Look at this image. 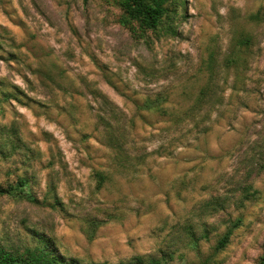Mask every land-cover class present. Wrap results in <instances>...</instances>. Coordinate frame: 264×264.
<instances>
[{
	"label": "rangeland",
	"instance_id": "rangeland-1",
	"mask_svg": "<svg viewBox=\"0 0 264 264\" xmlns=\"http://www.w3.org/2000/svg\"><path fill=\"white\" fill-rule=\"evenodd\" d=\"M237 2L181 0L173 6L176 34L139 36L120 22L117 0H0V183L18 186L0 197L3 245L49 246L77 264H132L137 256L170 264L187 235L196 248L202 239L211 245L201 264H259L264 0ZM147 97L165 100L184 121L172 125L147 110ZM105 101L123 114L124 150L99 118L110 108ZM212 143L214 153L204 147ZM177 159L188 174L232 169L214 175L223 195H209L206 183L193 197L201 215L225 213L219 224L202 222L199 235L189 219L165 235L168 219L132 202L143 174ZM97 170L108 174L102 187ZM201 178L181 180L177 197L186 202L181 193ZM40 187L51 203L37 199ZM163 203L173 211L169 193ZM41 208L48 218L34 219Z\"/></svg>",
	"mask_w": 264,
	"mask_h": 264
},
{
	"label": "clouds",
	"instance_id": "clouds-1",
	"mask_svg": "<svg viewBox=\"0 0 264 264\" xmlns=\"http://www.w3.org/2000/svg\"><path fill=\"white\" fill-rule=\"evenodd\" d=\"M195 3V0H194ZM237 7H243V0H238ZM196 11V8H193ZM203 143V141L201 142ZM195 145V141H193ZM206 150L209 152L218 151V146L215 143L205 145ZM55 149V145H53ZM150 151V149H149ZM177 153L183 155L185 150L181 148L176 149ZM202 156V154H201ZM222 171H226L229 175L232 173V169L228 168L226 170L219 169L215 171L214 175L219 176ZM149 175L152 179H149ZM214 175L207 170L201 173L197 169L196 173H187V168L183 163L177 160H165L161 161L158 166H153L152 173L143 174L137 181L134 187L136 188L135 196L132 198V202L136 203L140 201L137 205L141 211H147L149 216H160L162 219H168L169 228L165 230V235L171 230V225L177 223V221L183 225L186 219L196 225L197 235L201 233V228L199 225L202 222H207L208 224H219L221 217L225 215L223 212H216L215 214H200V209H193V205L198 204L200 198H193L197 192H199L200 186L202 184H209V195H214V189L219 188L220 194L223 195V188L219 184L214 182ZM193 176L203 177L197 182L189 185L186 191L181 193L182 197L186 199H179L177 197V192L179 191L180 181L183 179L192 180ZM37 199L43 204L45 202V197L48 196V203H51V196L48 194L45 187H40L39 189H34ZM169 193L171 196L172 209L169 211L168 208L164 206V194ZM80 194L75 193V199L79 200ZM31 209L29 212L31 213ZM49 213L46 209H38L37 214L34 219L46 220ZM225 226H221V231ZM183 247L176 253L175 259H173L170 264H201L202 260L207 259L211 255V245L207 240H200L199 247L196 248L192 245L190 237L187 235L182 236ZM179 246V245H178Z\"/></svg>",
	"mask_w": 264,
	"mask_h": 264
},
{
	"label": "trees",
	"instance_id": "trees-1",
	"mask_svg": "<svg viewBox=\"0 0 264 264\" xmlns=\"http://www.w3.org/2000/svg\"><path fill=\"white\" fill-rule=\"evenodd\" d=\"M121 9L122 16L120 22L122 25L129 27L133 33L144 36L147 32L163 31L168 35L177 33L174 21L176 20L174 4L181 0H117ZM205 96L204 91L200 98ZM107 109L104 113L99 114L100 120L107 126L110 134L111 144L124 150L123 139L125 137L126 127L123 114H118L119 110L115 109L113 102L105 101ZM199 101L193 105V110L198 108ZM145 108L149 111L169 116V121L173 125H178L184 121V117L175 112L176 108L165 105V100L158 97L152 99L147 97ZM194 121V120H193ZM125 160V158H124ZM127 161V157H126ZM98 186L102 187L108 178V174L97 170L95 172ZM25 180L19 181V186L25 184ZM18 186L5 185L0 183V197L17 191ZM232 230L227 231L224 237L219 241L218 248L225 247ZM132 264H159L156 259L144 260L142 257H135L131 260ZM0 264H77L75 260L67 261L49 246L45 247H27L23 251H15L8 248L0 242ZM97 264V263H96ZM204 264V263H202ZM259 264H264V254L260 257Z\"/></svg>",
	"mask_w": 264,
	"mask_h": 264
}]
</instances>
